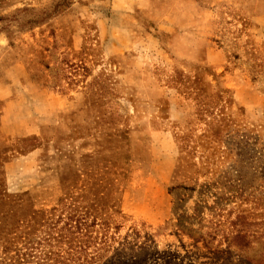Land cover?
Masks as SVG:
<instances>
[{
  "label": "rangeland",
  "instance_id": "obj_1",
  "mask_svg": "<svg viewBox=\"0 0 264 264\" xmlns=\"http://www.w3.org/2000/svg\"><path fill=\"white\" fill-rule=\"evenodd\" d=\"M66 1L0 0V264H264V0Z\"/></svg>",
  "mask_w": 264,
  "mask_h": 264
},
{
  "label": "trees",
  "instance_id": "obj_2",
  "mask_svg": "<svg viewBox=\"0 0 264 264\" xmlns=\"http://www.w3.org/2000/svg\"><path fill=\"white\" fill-rule=\"evenodd\" d=\"M67 5L68 3L66 0H59V2L55 4L54 10L52 12L48 13V10H45L40 15L39 14L32 15L31 17H29V19L23 21L22 23H18L19 25L17 27L21 31H25L37 25L43 24L48 19L51 18L52 14H59L61 11L67 8ZM28 11H33V10L22 9V10H19L18 12H28ZM10 17L11 16H8V15H5V16L0 15V33L6 34L7 37H10L11 28L12 26H14L15 23H17L15 16L13 18H10Z\"/></svg>",
  "mask_w": 264,
  "mask_h": 264
}]
</instances>
